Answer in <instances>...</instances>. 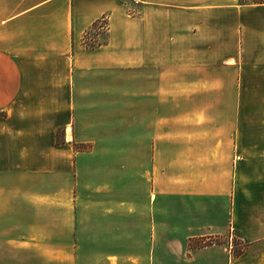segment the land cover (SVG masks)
Here are the masks:
<instances>
[{"label":"crops","instance_id":"crops-1","mask_svg":"<svg viewBox=\"0 0 264 264\" xmlns=\"http://www.w3.org/2000/svg\"><path fill=\"white\" fill-rule=\"evenodd\" d=\"M139 4L0 0V264L68 263L84 226L118 263L264 264V133L224 96L240 51L196 47L225 21L264 63V3ZM102 19L107 41L85 48Z\"/></svg>","mask_w":264,"mask_h":264},{"label":"rangeland","instance_id":"rangeland-1","mask_svg":"<svg viewBox=\"0 0 264 264\" xmlns=\"http://www.w3.org/2000/svg\"><path fill=\"white\" fill-rule=\"evenodd\" d=\"M241 5L259 4L264 3V0H238ZM126 14L130 16L138 15L139 11V0H121ZM224 21L222 24V37L216 41H207L205 44L196 45L197 48L213 50L217 55H224V59L228 56H237L240 51L243 73L240 76V87L237 89L227 90L224 96L235 99L240 97V128L244 129H254L259 133H264V63H256L258 57L260 56L259 50L256 46V37L251 34L248 37V42L246 46H243V42L238 41L235 38L234 31L230 23ZM107 27V19H102L96 28L90 29L84 34L82 38V44L85 48L91 49L96 48L107 41V32L104 28ZM242 48V49H241ZM222 57V58H223ZM222 63V62H221ZM234 77V73L232 74ZM237 90V91H236ZM222 91V88L220 89ZM220 95V94H219ZM186 108H193V104L186 105ZM197 107V106H196ZM220 112H228L226 108H230L229 105L219 106ZM235 109V106H231ZM255 139V138H254ZM258 139V138H256ZM81 149L85 148V145L78 146ZM87 231L86 227H82V232L79 235V246L78 249L73 250L75 258L69 259L70 261L64 260L61 264H135L130 260L126 262L118 263L116 258H104V253H108L109 249L101 250L95 248H88L86 244ZM65 233L63 237H65ZM237 239H235L236 241ZM217 239L210 240H196L192 242L193 245H200L203 243H216ZM239 245V246H237ZM233 247L234 251L240 249V243ZM193 250V249H191ZM134 254V250H127V254ZM106 257H108L106 255ZM47 264H56L54 260L46 261ZM29 264H44V260L38 257L33 251L31 252V258Z\"/></svg>","mask_w":264,"mask_h":264},{"label":"trees","instance_id":"trees-1","mask_svg":"<svg viewBox=\"0 0 264 264\" xmlns=\"http://www.w3.org/2000/svg\"><path fill=\"white\" fill-rule=\"evenodd\" d=\"M214 242H211V243H203V244H200V245H191L190 244V249H198V248H203L205 246H209L211 244H213ZM216 243H219V240L216 242ZM241 254V251L240 250H237V251H234V255H240Z\"/></svg>","mask_w":264,"mask_h":264}]
</instances>
